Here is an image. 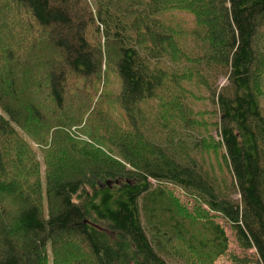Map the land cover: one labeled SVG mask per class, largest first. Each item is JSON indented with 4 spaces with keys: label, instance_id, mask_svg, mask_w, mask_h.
<instances>
[{
    "label": "trees",
    "instance_id": "1",
    "mask_svg": "<svg viewBox=\"0 0 264 264\" xmlns=\"http://www.w3.org/2000/svg\"><path fill=\"white\" fill-rule=\"evenodd\" d=\"M263 83L264 0H0V264H264Z\"/></svg>",
    "mask_w": 264,
    "mask_h": 264
},
{
    "label": "rangeland",
    "instance_id": "2",
    "mask_svg": "<svg viewBox=\"0 0 264 264\" xmlns=\"http://www.w3.org/2000/svg\"><path fill=\"white\" fill-rule=\"evenodd\" d=\"M179 17L181 18V20H183V25H187V26H192L194 25L193 23V15L192 14H189V13H181L179 11H177ZM179 27V26H178ZM180 28V27H179ZM182 30V29H181ZM182 37L185 39L186 38V35L184 34V31L182 32ZM108 83H109V90L116 93L119 89H120V85H121V82L119 81V78L116 76V74H114V72H112L109 77H108ZM197 85L195 84V82L193 81H190L188 82V87L189 88H192L194 89ZM263 88H264V83H263ZM260 101H261V104L264 105V96L262 95V97H260ZM199 102L200 101H196L195 100V103L193 104V106L197 108H199ZM108 109L115 115V118L117 121H119L120 123H123V124H127L124 120V113H123V110L120 109L118 107V105L115 103V101H112L109 103L108 105ZM84 121L81 122L80 125H73L69 131L78 139H81V138H86L88 139L90 142L92 141L90 138H88V136L83 133L81 131V126H83L84 124ZM81 131V132H80ZM228 232L230 233L229 229H228ZM235 243L232 244V248H235ZM231 260H229V258L227 256H221V258L216 261L214 264H233L230 262ZM251 264V263H249Z\"/></svg>",
    "mask_w": 264,
    "mask_h": 264
}]
</instances>
